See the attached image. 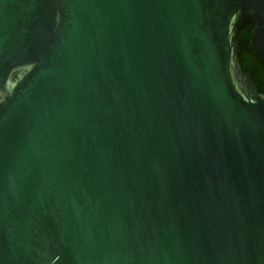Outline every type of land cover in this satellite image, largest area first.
I'll return each instance as SVG.
<instances>
[{
    "label": "water",
    "instance_id": "1",
    "mask_svg": "<svg viewBox=\"0 0 264 264\" xmlns=\"http://www.w3.org/2000/svg\"><path fill=\"white\" fill-rule=\"evenodd\" d=\"M264 0H0V264H264Z\"/></svg>",
    "mask_w": 264,
    "mask_h": 264
},
{
    "label": "trees",
    "instance_id": "2",
    "mask_svg": "<svg viewBox=\"0 0 264 264\" xmlns=\"http://www.w3.org/2000/svg\"><path fill=\"white\" fill-rule=\"evenodd\" d=\"M247 33L241 31L242 51L239 60L243 70L251 74L253 81L259 86L260 93L264 94V63L249 50Z\"/></svg>",
    "mask_w": 264,
    "mask_h": 264
},
{
    "label": "flooded vegetation",
    "instance_id": "3",
    "mask_svg": "<svg viewBox=\"0 0 264 264\" xmlns=\"http://www.w3.org/2000/svg\"><path fill=\"white\" fill-rule=\"evenodd\" d=\"M252 28H253V25H252V24H247V25L244 27V29L242 30L243 33H247V31H248V33H247V35H248V39H247V40H249L250 32H251ZM245 35H246V34H245Z\"/></svg>",
    "mask_w": 264,
    "mask_h": 264
}]
</instances>
